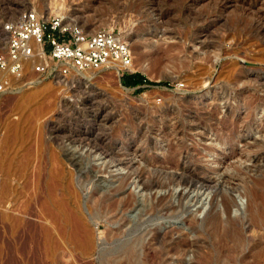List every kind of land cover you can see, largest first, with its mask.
I'll list each match as a JSON object with an SVG mask.
<instances>
[{
  "label": "rangeland",
  "instance_id": "1",
  "mask_svg": "<svg viewBox=\"0 0 264 264\" xmlns=\"http://www.w3.org/2000/svg\"><path fill=\"white\" fill-rule=\"evenodd\" d=\"M27 9L114 28L134 58L124 74L47 76L2 97L4 172L43 136L80 159L63 180L59 248L42 242L27 264H264V0H0V52L3 24ZM133 73L169 85L126 90Z\"/></svg>",
  "mask_w": 264,
  "mask_h": 264
},
{
  "label": "bare ground",
  "instance_id": "2",
  "mask_svg": "<svg viewBox=\"0 0 264 264\" xmlns=\"http://www.w3.org/2000/svg\"><path fill=\"white\" fill-rule=\"evenodd\" d=\"M260 18L264 24V11ZM122 35L126 37L125 34ZM133 49L138 50L139 46L135 45ZM104 69H112L118 75L120 74L118 67L115 65H110L108 68ZM131 69L134 70L133 64ZM89 70L94 71L93 69L84 71L75 70L73 74H84L86 71L88 73ZM28 77V79L33 80H29L26 84L22 85V80L14 77V84L20 86L7 91L4 95H22L27 90L35 88L30 87L25 90V87L34 85L42 79L44 80L47 75L35 78L32 77L30 73ZM18 88H20V90L12 92ZM2 97L3 94L0 96V103ZM39 141V143L38 141L36 142V144L38 143L37 145L34 144L35 146L31 142L27 143L26 141H22L20 145V149L23 150L22 160L19 162L20 159L18 158L20 164H17V166L14 164L17 167V170L13 168L16 170L15 174L11 173L13 171L6 172V170V173L3 171L1 167L4 161H2L0 157V221H2L3 226H1L3 227L2 229H4L3 234H1V239L2 243L5 245L4 255H6L5 258H7L9 264H27V261L37 259L41 253L40 245L42 242L45 243V245L54 246L53 250H49L50 252L53 251V257L55 255V249L59 248L56 242L58 223L60 220L64 219L65 211H67L65 208V195L63 193V180L67 178V174L70 173L72 167L78 166L80 159L77 160L78 157L76 152L70 145L64 144L62 146H56L55 143L45 139L44 136ZM86 144L87 143L82 144V147L86 146ZM142 151L145 150L143 149ZM172 153L175 152L171 151V154ZM100 154L108 158L110 157L109 159L112 160L117 155L119 156V154H117L114 158H111V155L106 152H101ZM126 159L120 158L117 159L116 162L120 163L121 167L129 170L132 173L130 175L136 174L135 172L137 169H133L134 164L132 160L128 161ZM168 160L171 164L175 163V159ZM9 162L10 161H8V163ZM145 172L140 175L138 174L139 178L136 179H138L143 190L151 191V186H149L150 183H148L147 177L144 176L147 175L149 171L146 172L147 174H145ZM211 182L212 180L209 178L207 183ZM205 184L206 183H204V186L208 187V185ZM66 223L68 222L66 221ZM78 223L79 228L82 229L85 227L83 223ZM63 230H68L67 225L64 226ZM82 231L84 233V251H88L92 245L91 235L85 232L84 229ZM50 252L48 253L50 254ZM134 253V249L131 248L128 255L129 261H132L131 259L134 258Z\"/></svg>",
  "mask_w": 264,
  "mask_h": 264
},
{
  "label": "built area",
  "instance_id": "3",
  "mask_svg": "<svg viewBox=\"0 0 264 264\" xmlns=\"http://www.w3.org/2000/svg\"><path fill=\"white\" fill-rule=\"evenodd\" d=\"M6 49L0 52V96L29 80V74L67 78L75 70H99L110 65L119 73L131 70V46L120 31L110 27L89 30L61 15L44 17L33 9L3 24Z\"/></svg>",
  "mask_w": 264,
  "mask_h": 264
},
{
  "label": "trees",
  "instance_id": "4",
  "mask_svg": "<svg viewBox=\"0 0 264 264\" xmlns=\"http://www.w3.org/2000/svg\"><path fill=\"white\" fill-rule=\"evenodd\" d=\"M122 83L124 86L127 87H138V90H143V85L145 83H150L153 85H169L168 82L162 81V82H151L149 81L144 75L141 73H133V74H126L123 75Z\"/></svg>",
  "mask_w": 264,
  "mask_h": 264
},
{
  "label": "water",
  "instance_id": "5",
  "mask_svg": "<svg viewBox=\"0 0 264 264\" xmlns=\"http://www.w3.org/2000/svg\"><path fill=\"white\" fill-rule=\"evenodd\" d=\"M123 87L126 88L127 90H130L131 89V87H127V86H123Z\"/></svg>",
  "mask_w": 264,
  "mask_h": 264
}]
</instances>
